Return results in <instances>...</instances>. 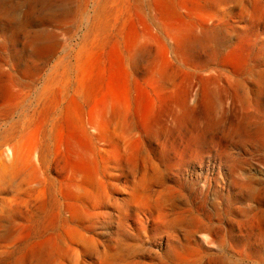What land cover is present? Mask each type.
Masks as SVG:
<instances>
[{
    "label": "rangeland",
    "instance_id": "rangeland-1",
    "mask_svg": "<svg viewBox=\"0 0 264 264\" xmlns=\"http://www.w3.org/2000/svg\"><path fill=\"white\" fill-rule=\"evenodd\" d=\"M98 3L105 5L104 0H0L4 80H9V72L13 80L28 82L37 63L38 83L57 68L73 65ZM49 14L54 17L47 21ZM226 19L223 40L214 38L195 53L173 54L171 66L160 64L172 81L158 88L149 122L140 127L144 162L121 168L109 164V199L105 205L93 202L97 222L82 231L84 240L73 241L79 249L76 264H95L113 240L118 226L115 202L128 212V234L121 237L125 246L114 264H264V16L249 31L247 59L239 71L223 59L228 47L243 38L247 20L236 7ZM13 20L21 27L12 25ZM45 45L52 46L53 53L41 62L35 54ZM2 84L4 110L18 107L9 120H0V136L32 110L38 93L25 88L26 95L17 98L5 81ZM104 84L84 108L95 107L113 117L116 98ZM143 167L162 175L151 193L153 199L165 194V226L153 225L147 209L137 220L134 208L122 203L124 186L139 177ZM15 257L2 262V256L0 264Z\"/></svg>",
    "mask_w": 264,
    "mask_h": 264
},
{
    "label": "bare ground",
    "instance_id": "bare-ground-1",
    "mask_svg": "<svg viewBox=\"0 0 264 264\" xmlns=\"http://www.w3.org/2000/svg\"><path fill=\"white\" fill-rule=\"evenodd\" d=\"M104 2L97 5L91 31L78 46L73 65L57 68L38 83L37 63L26 83L13 80L9 72L7 82L0 73V86L5 81L17 98L25 88L38 92L32 110L0 136L2 262L16 253L8 264H76L79 249L73 241L84 240L82 231L97 222L93 202L105 205L109 199V164L121 168L144 162L140 127L149 122L158 88L172 81L160 64L171 66L173 54L195 53L214 38L223 40L226 15L236 7L247 27L243 38L228 47L223 64L239 71L247 59L249 31L264 16V0ZM53 17L49 14L47 21ZM11 24L21 27L16 20ZM52 53V46L45 45L35 55L43 62ZM103 84L116 98L113 117L95 107L84 108ZM17 107L4 110L0 103V120H9ZM143 168L124 186L122 203L134 208L137 220L147 209L153 225L165 226V194L153 199L151 193L162 175ZM114 207L118 226L95 264H114L125 246L121 237L128 234V212L119 202ZM88 243L95 248L92 239Z\"/></svg>",
    "mask_w": 264,
    "mask_h": 264
}]
</instances>
